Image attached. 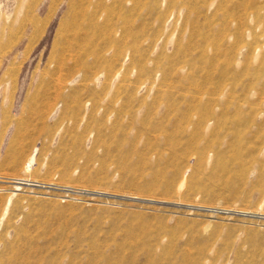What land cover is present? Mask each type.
<instances>
[{
	"label": "rangeland",
	"instance_id": "obj_1",
	"mask_svg": "<svg viewBox=\"0 0 264 264\" xmlns=\"http://www.w3.org/2000/svg\"><path fill=\"white\" fill-rule=\"evenodd\" d=\"M0 264H264V0H0Z\"/></svg>",
	"mask_w": 264,
	"mask_h": 264
}]
</instances>
